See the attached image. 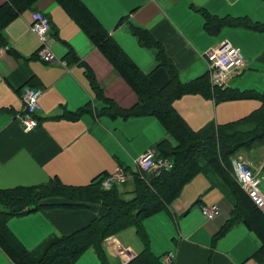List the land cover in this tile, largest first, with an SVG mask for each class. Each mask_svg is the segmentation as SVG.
Instances as JSON below:
<instances>
[{
  "label": "crops",
  "instance_id": "1",
  "mask_svg": "<svg viewBox=\"0 0 264 264\" xmlns=\"http://www.w3.org/2000/svg\"><path fill=\"white\" fill-rule=\"evenodd\" d=\"M4 1L0 0V5ZM79 1L91 15L86 18L90 27L99 24L140 69L144 62L151 65V72L141 71L149 74L155 87L161 88L168 80L165 66L154 58L155 45L142 44L129 24L146 30L165 52L166 62L178 73L188 70L199 57L205 58L206 53L218 49L222 42L240 48L245 66L233 73L228 87L238 92L247 90L241 83L247 77L253 81V88L264 92V32L225 26L209 34L204 28L203 15L246 17L264 24V0ZM33 11L48 17L49 44L57 58L66 62V67L58 62L44 64L35 57L40 43L30 30ZM90 31L82 29L57 0H38L2 31L4 47L8 50L0 57L1 190L38 186L53 177L66 186H84L102 173L111 175L121 170L135 173L134 160L167 138L159 120L157 133L153 132L149 122V118L155 117L152 115L127 119L106 114L97 117L109 102L129 110L138 97L125 76L98 49L99 42ZM23 86L42 89L38 125L29 132L16 121L23 110L19 95ZM249 100L253 102L247 103ZM239 102H245L242 104L248 110L243 111H250L249 114L260 107L257 99L214 102L199 93L182 95L172 105L189 128L198 131L211 123L224 125L241 119L240 114L236 115ZM85 105L90 109L77 119L60 117L65 110L75 112ZM251 127L243 125L241 129L246 131ZM255 150H259L257 166L245 150L237 155L249 163L262 180L264 146L252 151ZM187 186L189 189L184 188ZM260 191L264 193V189ZM197 200L200 203L192 208ZM212 203L219 205L220 214L212 221H205L199 206ZM233 204L230 187L222 180L196 175L183 186L169 210L143 221L151 252L155 255L156 235L162 233L167 235L164 249L155 256L171 251L175 254L174 264H241L254 258L259 242L242 223L235 222L226 233L218 235L230 218ZM93 218L94 214L88 210H39L11 218L7 227L32 251L49 236L69 235L87 226ZM102 248L108 264H123L127 259L125 253L137 255L143 244L131 227L107 238ZM0 264H14L1 246ZM75 264L101 263L95 251L89 249Z\"/></svg>",
  "mask_w": 264,
  "mask_h": 264
},
{
  "label": "trees",
  "instance_id": "2",
  "mask_svg": "<svg viewBox=\"0 0 264 264\" xmlns=\"http://www.w3.org/2000/svg\"><path fill=\"white\" fill-rule=\"evenodd\" d=\"M37 1L5 0L0 5V47L5 46L2 31L9 22ZM57 2L82 29H91V35L99 42L98 49L125 76L138 97L137 103L129 110H122L113 101L109 102L102 108L103 113L97 117L106 114L111 118L123 119L151 115L158 118L165 128L167 138L159 141L153 150L156 156L171 162V169L159 175L142 177L129 172L131 176L126 182L133 185L132 190L128 192L131 194L129 199L120 196L119 185L110 190L101 188L106 173L97 175L84 186H66L61 184L57 177H53L38 186L0 189V246L3 251L14 264H75L84 252L93 249L100 263L108 264L102 248L103 242L123 230L134 227L143 249L134 255L128 264H161L162 256H155L149 248L143 221L162 210H169L179 197L183 186L196 175L205 174L211 180L212 177L222 180L233 194L234 204L230 218L218 235L226 233L235 222L242 223L259 242L253 257L261 262L264 259V208H257L237 185L233 177L232 161L238 157L239 151H250L264 146V92H238L229 87L213 88L208 80V72L190 83H182L176 75L177 70L166 62L165 52L153 42L150 34L136 25L129 24L130 30L137 34L142 44L148 47L155 45V56L165 66L168 80L161 88L155 87L149 74L142 72L99 24H91V27L88 25L86 18L91 15L79 0ZM203 15L204 28L209 34H214L225 26L264 32V24L252 22L246 17L217 18L207 13ZM194 93L214 102L257 99L260 107L238 121L224 125L209 124L201 130L193 131L177 114L172 103L182 95ZM89 109L85 105L75 112L65 110L60 117L74 120ZM243 125L252 127L244 131L241 129ZM199 203L197 200L191 207H196ZM51 209L88 210L94 214V218L87 226L69 235L49 236L34 250L28 251L8 229V221L39 210Z\"/></svg>",
  "mask_w": 264,
  "mask_h": 264
},
{
  "label": "built area",
  "instance_id": "3",
  "mask_svg": "<svg viewBox=\"0 0 264 264\" xmlns=\"http://www.w3.org/2000/svg\"><path fill=\"white\" fill-rule=\"evenodd\" d=\"M50 21L46 15L39 11H33L31 16L30 30L39 39V47L35 57L44 64L58 62L66 67L63 60H59L49 44ZM6 47L0 48V57L7 51ZM208 65V80L213 88H227L231 82V76L234 72L240 71L244 66V58L240 48L232 46L228 42H222L218 49L206 53ZM20 99L23 105L22 112L16 117L18 125L26 132L37 127L38 116L40 112L39 98L42 89L23 86L20 89ZM135 173L141 177L143 175H159L171 169V162L168 159L156 156L153 149L142 153L134 160ZM233 177L237 185L247 195L249 200L257 207L264 208V193L260 191L259 185L261 176L255 173L250 164L240 157L232 161ZM131 173V172H130ZM131 174L127 170H121L111 175H107L102 183L101 188L110 190L113 186L122 185L126 182ZM199 213L205 221H212L220 214L218 204L200 205ZM127 259L123 264H128L132 255L125 253ZM175 254L171 251L161 257V264H174Z\"/></svg>",
  "mask_w": 264,
  "mask_h": 264
},
{
  "label": "rangeland",
  "instance_id": "4",
  "mask_svg": "<svg viewBox=\"0 0 264 264\" xmlns=\"http://www.w3.org/2000/svg\"><path fill=\"white\" fill-rule=\"evenodd\" d=\"M156 52H157V48L155 47V49L153 50V54H154V58L155 59H157L156 56H155ZM206 59H207L206 57L205 58H200L199 57V59H197L188 70L183 71L182 73H177L176 74L178 79L182 83L186 84V83H190L191 81H193L199 75H202L204 72H206L208 70V65H207V60ZM150 67H151V65L149 63H147V62H144V63L141 64V69L143 71H145L146 73L151 72V68ZM241 83H242V85L248 87V88H246L247 90H254L256 92H259L255 88H253V85H251V84H253V81L250 78L244 77V80ZM251 88H253V89H251ZM240 90H243V89H240ZM251 102H253V101L249 100V102H247V103H251ZM242 103H245V102H239L237 104L238 108H237V112H236V115L240 114V118L241 119H242V117L244 118V115H246V114L248 115L249 112H250V111H246V112L243 111L244 109L248 110V107L244 106ZM217 109H218V106H217ZM230 110H233V109L231 108ZM149 122H151V124H152L153 132L157 133V125L159 123L158 118H156V117L149 118ZM211 124H214V123H211ZM164 129L165 128H163V131H164ZM245 152L249 155L250 159L252 160L251 162L254 164V166H257L258 162H259V158H258L259 150H255V151L250 150V151H245ZM200 175H202V174H200ZM263 179H264V177L262 178L260 186H259L260 190L264 189V180ZM123 184H122L123 187H122V185L119 186V193L121 194L120 196L123 197L124 199H129V198H131V194L128 193V192L132 190L133 185L131 183H129V182H124ZM188 187L189 186L184 187V188H188ZM183 193L184 192H182L181 195ZM166 237H167V235L162 234V233H160V235H158V236L156 235V239H155L156 240V244H155V247H154V250H153L155 252V255L158 254V252H160L161 250L164 249ZM126 238L129 239V240L131 239V237L129 235H127ZM244 247H245V245H244ZM241 264H264V259L261 262H258V261L256 262L254 258H252V259L249 258L248 260L243 261V263H241Z\"/></svg>",
  "mask_w": 264,
  "mask_h": 264
}]
</instances>
